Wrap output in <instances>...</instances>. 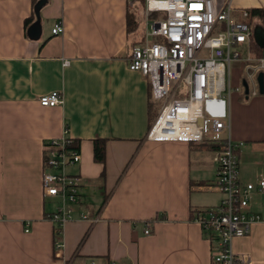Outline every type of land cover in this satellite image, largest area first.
Instances as JSON below:
<instances>
[{
    "label": "crops",
    "instance_id": "0c3cea01",
    "mask_svg": "<svg viewBox=\"0 0 264 264\" xmlns=\"http://www.w3.org/2000/svg\"><path fill=\"white\" fill-rule=\"evenodd\" d=\"M38 1L0 0V264H210V242L190 214L221 199L208 186L214 149L144 139L158 107L148 82L126 64L141 35L127 33L126 16L140 26L143 0H43L36 17ZM233 6L264 8V0ZM58 21L63 32L51 35ZM258 24L253 20L251 40L264 46ZM232 71L230 84L242 85L237 64ZM50 91L61 92L62 103L40 106L38 97ZM227 110L229 138L239 143L238 179L255 183L264 178V93L233 90ZM63 131L78 142L79 161L67 172L81 182L55 255L45 216L57 200L42 196L40 177L43 144ZM94 139L105 141L103 166L92 159ZM263 200L264 193L251 195L249 208L262 220L231 242L235 254L248 257L241 264H264ZM79 212L99 220L90 225Z\"/></svg>",
    "mask_w": 264,
    "mask_h": 264
},
{
    "label": "built area",
    "instance_id": "2783aa9c",
    "mask_svg": "<svg viewBox=\"0 0 264 264\" xmlns=\"http://www.w3.org/2000/svg\"><path fill=\"white\" fill-rule=\"evenodd\" d=\"M143 13L145 23L148 16H155L149 29L142 31L128 50L126 64L148 82L152 99L159 102L144 139L217 145L215 179L208 186L217 190L221 199L214 207L193 211L191 219L210 242V264L244 263L248 257L235 254L231 242L248 235L252 225L262 220L250 210L249 200L253 193H264V178L255 183L239 181V143L229 138L227 105L233 90L244 93L243 85L230 84L235 64L244 72L246 95L258 93L259 72L264 85V51L256 55L250 49L252 33L246 22L247 9L235 8L233 0H143ZM62 32L60 21L50 29L51 35ZM68 63L67 59L61 61L62 66ZM37 102L44 107L56 106L62 103V94L50 91L40 95ZM72 142L63 131L42 147L41 193L57 200L55 210L45 216L57 234L53 243L55 255L62 247V228L79 201L80 176L67 172L68 166L79 161ZM260 208L264 214V200ZM77 216L90 225L99 220L97 214L88 218L79 212ZM23 226L28 231L29 223ZM148 232L145 228L144 233Z\"/></svg>",
    "mask_w": 264,
    "mask_h": 264
},
{
    "label": "trees",
    "instance_id": "16d2710c",
    "mask_svg": "<svg viewBox=\"0 0 264 264\" xmlns=\"http://www.w3.org/2000/svg\"><path fill=\"white\" fill-rule=\"evenodd\" d=\"M247 12H248V16L246 18V22L249 25L250 29H252L254 27L253 26V20H257L259 23L258 25L264 29V8H248ZM28 23H29V19H25L24 20V26L27 25ZM137 29H139V22L137 21V19L132 14H128L126 16V31H127V33H132L134 31H136ZM135 42H137V41H135ZM135 42H133L130 45V47H132V45ZM249 46H250V49L252 51H254L256 55H261L264 51V46L259 44L256 41L251 40V38H250ZM130 47H129V49H130ZM104 143H105L104 139H94L92 141V159L95 162L102 164V166L104 165V158H105ZM209 145H210V148L216 149V146H217L216 144H209ZM72 147L77 149L78 142L76 140H73ZM103 174H104V170L102 168V170L100 172V177H103ZM105 200H106V196L103 197L102 203H104ZM191 217H192V214H190V218ZM55 237H57V234H55Z\"/></svg>",
    "mask_w": 264,
    "mask_h": 264
},
{
    "label": "water",
    "instance_id": "95a60500",
    "mask_svg": "<svg viewBox=\"0 0 264 264\" xmlns=\"http://www.w3.org/2000/svg\"><path fill=\"white\" fill-rule=\"evenodd\" d=\"M42 2L43 0H39L34 6V13L36 17H38L37 12ZM38 30H39V26H38L37 21H35L29 26L27 33L32 37H36L38 35ZM256 81H257V86H258V93L262 94L264 85H263V74L261 72L257 74ZM242 85L244 87V93H246L247 92L246 83L243 81ZM197 121L200 123V119H198Z\"/></svg>",
    "mask_w": 264,
    "mask_h": 264
},
{
    "label": "rangeland",
    "instance_id": "374dc122",
    "mask_svg": "<svg viewBox=\"0 0 264 264\" xmlns=\"http://www.w3.org/2000/svg\"><path fill=\"white\" fill-rule=\"evenodd\" d=\"M155 15H153V16H148L147 18H146V23H145V19L142 21L141 20V24H140V26H139V29L136 31V35L138 34L139 35V33L140 32H144V31H146V30H148L149 29V26H148V24L151 22V19H152V17H154ZM257 29H261V28H259V26H256V29H255V31H257ZM150 39V38H149ZM236 72L235 71H232L231 72V78H232V76H234V74H235ZM244 73V72H243ZM155 105H156V109H157V107L159 106V102H155ZM93 192L95 193V189L93 190ZM87 264H89V263H87Z\"/></svg>",
    "mask_w": 264,
    "mask_h": 264
}]
</instances>
